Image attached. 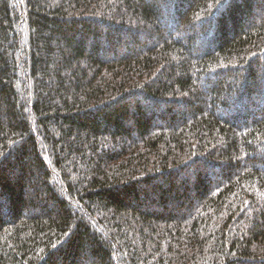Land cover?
I'll return each instance as SVG.
<instances>
[{"label": "trees", "instance_id": "16d2710c", "mask_svg": "<svg viewBox=\"0 0 264 264\" xmlns=\"http://www.w3.org/2000/svg\"><path fill=\"white\" fill-rule=\"evenodd\" d=\"M0 264H264V0H0Z\"/></svg>", "mask_w": 264, "mask_h": 264}]
</instances>
